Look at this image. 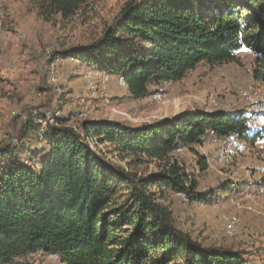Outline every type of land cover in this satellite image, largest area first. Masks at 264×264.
<instances>
[{
    "label": "trees",
    "instance_id": "trees-1",
    "mask_svg": "<svg viewBox=\"0 0 264 264\" xmlns=\"http://www.w3.org/2000/svg\"><path fill=\"white\" fill-rule=\"evenodd\" d=\"M91 1L32 0L46 21L68 19ZM243 50L254 56L253 80L264 84V0H127L100 38L61 57L110 73L108 85L121 87L123 77L121 88L142 100L200 64L239 63ZM78 108L54 109L60 115L42 132V105L25 108L13 143L0 148V264H23L31 254L45 261L52 253L64 264H262L243 247L193 237L157 196L214 198L197 189L178 149L197 153L203 172L208 157L195 146L209 136L264 139V125L250 127L246 109H195L136 127L79 120ZM150 163L157 171H140Z\"/></svg>",
    "mask_w": 264,
    "mask_h": 264
},
{
    "label": "rangeland",
    "instance_id": "rangeland-1",
    "mask_svg": "<svg viewBox=\"0 0 264 264\" xmlns=\"http://www.w3.org/2000/svg\"><path fill=\"white\" fill-rule=\"evenodd\" d=\"M126 1H91L68 19L56 16L46 21L38 15L32 0H0V148L13 143L16 117L25 108L39 105L49 113L59 107L69 113L83 98L90 107L88 119H110L138 127L195 109H246L247 113L249 104L243 91H258L264 98V84L255 82L252 76L254 56L246 50L239 54V63L200 64L182 81L163 84L166 97L162 102L151 96L135 100L115 81L106 85L109 102L91 97L83 79L85 63L61 55L100 38L105 28L117 20ZM71 124H77L76 120ZM247 124L256 129L263 127L264 121L256 126ZM238 142L243 151L237 153L234 147L228 163L218 159L222 142L209 136L197 144V151L208 157V168L203 172L197 153L188 149L177 153L197 179V189L216 192L214 198L185 202L171 192H157V196L172 209L178 225L193 237L207 244L243 247L252 261L264 264V139L255 144ZM99 149L109 150L105 145ZM109 159L115 160L112 155ZM139 169L157 171L154 163ZM234 179L238 187L229 186ZM232 215H237L240 223L236 234L229 236L223 225ZM22 263L47 264L35 254Z\"/></svg>",
    "mask_w": 264,
    "mask_h": 264
},
{
    "label": "built area",
    "instance_id": "built-area-1",
    "mask_svg": "<svg viewBox=\"0 0 264 264\" xmlns=\"http://www.w3.org/2000/svg\"><path fill=\"white\" fill-rule=\"evenodd\" d=\"M0 25H1V22H0ZM83 73H84L83 74L84 80L86 81L88 89H89L88 91L89 95L91 97H100L105 102H109L110 96L107 92L106 85H108V83H110L111 81L110 73L106 71H102L100 69L92 68L89 66L86 67ZM118 84L121 87H125L126 86L125 79L123 77H119ZM242 95L245 97V99L247 100L249 104V108H247V122L250 123V125L252 126L259 125L264 120V98L261 97L258 91L256 92L243 91ZM165 97H166V94H165L164 89L162 88H160L153 94V99L157 102L164 101ZM78 103H79V108L77 110L76 117L77 119L81 120L87 117V113L90 107H89L88 102L83 98H80ZM211 103L212 105L214 104V106H216L217 104L214 100H212ZM58 115H60L59 111L55 113L54 112L49 113L47 111L41 110V116L38 120L39 126H40V132L44 130L46 125L54 124L56 121V116ZM80 132L81 134H84L83 131H80ZM92 146H94L93 143H92ZM234 147L236 148L235 152L237 153H241L243 151L241 144L237 140H235L234 137H232L231 139L227 141L222 142L219 148V152H218V159L222 161L223 163H228L229 156L230 154H232ZM181 150H182L181 148L178 149V151H181ZM236 175L238 176V178L241 177V175L238 172ZM236 181H237L236 179H234V181H231L229 186L238 187L239 185ZM177 195L181 200L185 202L189 200V196L185 192H178ZM238 206L240 208L242 207L239 203H238ZM239 223H240V220L237 215L230 216L228 219H226L223 225L224 232L229 236L236 234V232L238 231ZM59 262H60V258L55 253L49 254L46 257L47 264H59Z\"/></svg>",
    "mask_w": 264,
    "mask_h": 264
},
{
    "label": "crops",
    "instance_id": "crops-1",
    "mask_svg": "<svg viewBox=\"0 0 264 264\" xmlns=\"http://www.w3.org/2000/svg\"><path fill=\"white\" fill-rule=\"evenodd\" d=\"M114 89L112 86H111V90Z\"/></svg>",
    "mask_w": 264,
    "mask_h": 264
}]
</instances>
